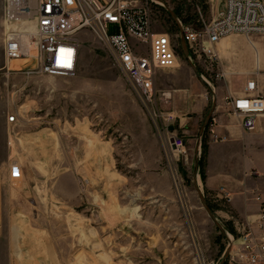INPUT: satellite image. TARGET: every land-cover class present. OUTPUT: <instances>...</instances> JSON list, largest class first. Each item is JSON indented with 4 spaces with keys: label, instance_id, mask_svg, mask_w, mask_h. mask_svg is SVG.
I'll use <instances>...</instances> for the list:
<instances>
[{
    "label": "rangeland",
    "instance_id": "1",
    "mask_svg": "<svg viewBox=\"0 0 264 264\" xmlns=\"http://www.w3.org/2000/svg\"><path fill=\"white\" fill-rule=\"evenodd\" d=\"M163 2L154 29L171 34L181 61L159 71L155 87L158 107L177 116L171 129L186 140L179 153L91 31L72 76L8 71L23 61L7 65L0 0V264H241L243 226L218 212L229 211L225 198L204 188L202 153L225 88L208 57L183 46L180 25L200 30L225 0ZM236 36L246 50L247 36Z\"/></svg>",
    "mask_w": 264,
    "mask_h": 264
},
{
    "label": "built area",
    "instance_id": "2",
    "mask_svg": "<svg viewBox=\"0 0 264 264\" xmlns=\"http://www.w3.org/2000/svg\"><path fill=\"white\" fill-rule=\"evenodd\" d=\"M157 5H164L163 0H4L7 65L13 60L23 61L18 68L7 69L72 76L78 68L83 33L91 31L111 48L115 62L167 135V147L183 152L185 138L171 129L177 116L158 107L155 87L158 72L177 68L181 59L179 45L171 34L154 29ZM180 25L188 51L206 55L210 66L217 68L216 77L222 79L224 70L215 46L231 34H264V0H225V10L212 21L203 22L200 30L191 24L180 22ZM188 58L191 60L189 55ZM250 75L239 95L225 98L244 133L254 132L258 118L264 115V70L256 68ZM15 119L10 116L8 121ZM217 127L214 116L209 122L212 139L226 140L227 136L219 134ZM11 178H22L19 165L11 167ZM220 192L222 197L229 196L224 187ZM256 199L262 200V196L256 195ZM239 258L241 264H264V234L256 236L248 226L243 231Z\"/></svg>",
    "mask_w": 264,
    "mask_h": 264
},
{
    "label": "crops",
    "instance_id": "3",
    "mask_svg": "<svg viewBox=\"0 0 264 264\" xmlns=\"http://www.w3.org/2000/svg\"><path fill=\"white\" fill-rule=\"evenodd\" d=\"M247 38L249 46L246 50L239 47L236 34L224 37L215 46L224 70V78L220 79L225 88L222 92H226L218 94V98L222 96L224 102L230 94L239 95L238 90H232L233 82L244 86L247 78L252 76L250 72L256 68L264 70V36L254 40L251 36ZM186 90L192 91L188 87ZM221 106L224 111L216 117L217 130L227 139L210 141L205 150L204 188L215 201H221L225 197L220 188L224 187L229 192L225 198L229 211L220 208L218 212L234 219L239 229L243 226L245 230L249 226L258 236L264 234V219H261L264 208V115L258 118L254 132L244 133L239 118L232 114L226 102ZM218 110L219 106L215 113ZM256 195H261L262 200H257Z\"/></svg>",
    "mask_w": 264,
    "mask_h": 264
},
{
    "label": "water",
    "instance_id": "4",
    "mask_svg": "<svg viewBox=\"0 0 264 264\" xmlns=\"http://www.w3.org/2000/svg\"><path fill=\"white\" fill-rule=\"evenodd\" d=\"M171 14H172V16H173L174 18H177V17L175 16V14H174L172 11H171ZM181 40H182V44L184 45V44H185L184 39L181 38ZM214 103H215V102H214ZM214 107H215V104H214L213 108H214ZM172 128H173V127H172ZM196 164H197V163H196ZM206 208H207L208 213H209L210 216L212 217V219L215 221V223H216L218 226H220V224H219L217 218L215 217V215L213 214V212L211 211V209H210L209 207H207V206H206Z\"/></svg>",
    "mask_w": 264,
    "mask_h": 264
},
{
    "label": "trees",
    "instance_id": "5",
    "mask_svg": "<svg viewBox=\"0 0 264 264\" xmlns=\"http://www.w3.org/2000/svg\"><path fill=\"white\" fill-rule=\"evenodd\" d=\"M205 150H206V149L203 150V153H202V154H205Z\"/></svg>",
    "mask_w": 264,
    "mask_h": 264
}]
</instances>
